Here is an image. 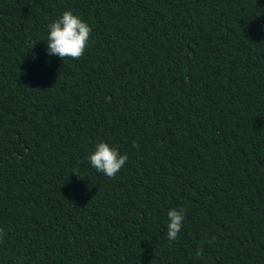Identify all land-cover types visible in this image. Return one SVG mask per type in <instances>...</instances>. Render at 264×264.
<instances>
[{
	"label": "trees",
	"instance_id": "1",
	"mask_svg": "<svg viewBox=\"0 0 264 264\" xmlns=\"http://www.w3.org/2000/svg\"><path fill=\"white\" fill-rule=\"evenodd\" d=\"M0 230V264H264V0H0Z\"/></svg>",
	"mask_w": 264,
	"mask_h": 264
},
{
	"label": "clouds",
	"instance_id": "2",
	"mask_svg": "<svg viewBox=\"0 0 264 264\" xmlns=\"http://www.w3.org/2000/svg\"><path fill=\"white\" fill-rule=\"evenodd\" d=\"M91 32V27L74 15L71 10L64 11L58 19L48 25L45 42L47 55L57 56L61 60L66 58L79 60L88 47ZM86 159L97 172L108 178H114L128 161V156L120 154L116 148L110 147L105 142H99ZM72 174L80 176L76 171ZM167 217L166 237L170 241H175L185 219V210L172 208L167 212ZM208 242L211 243V240ZM195 254L197 257L202 256L203 248H198Z\"/></svg>",
	"mask_w": 264,
	"mask_h": 264
}]
</instances>
